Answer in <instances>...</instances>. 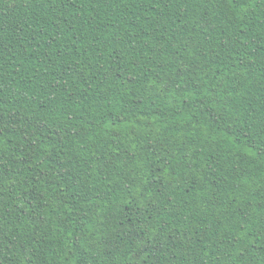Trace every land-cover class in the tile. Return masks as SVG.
<instances>
[{"label": "trees", "instance_id": "obj_1", "mask_svg": "<svg viewBox=\"0 0 264 264\" xmlns=\"http://www.w3.org/2000/svg\"><path fill=\"white\" fill-rule=\"evenodd\" d=\"M0 264H264V0H0Z\"/></svg>", "mask_w": 264, "mask_h": 264}, {"label": "snow or ice", "instance_id": "obj_2", "mask_svg": "<svg viewBox=\"0 0 264 264\" xmlns=\"http://www.w3.org/2000/svg\"><path fill=\"white\" fill-rule=\"evenodd\" d=\"M229 2H232V0H229Z\"/></svg>", "mask_w": 264, "mask_h": 264}]
</instances>
